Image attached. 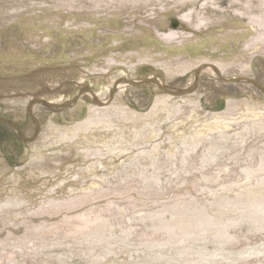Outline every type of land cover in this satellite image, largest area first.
<instances>
[{"label":"rangeland","instance_id":"1","mask_svg":"<svg viewBox=\"0 0 264 264\" xmlns=\"http://www.w3.org/2000/svg\"><path fill=\"white\" fill-rule=\"evenodd\" d=\"M103 1L0 0V199L12 204L0 206V264H264L263 43L206 42L193 54L158 35L206 38L185 30L174 0H161L166 14L153 21L155 0H129L123 13ZM185 1L186 13L201 2ZM201 14L216 32L229 20ZM113 57L126 64H106ZM95 192L103 199L61 215L34 211ZM95 208L101 223L70 240L63 231L76 224L61 219ZM52 222L58 232L44 233Z\"/></svg>","mask_w":264,"mask_h":264},{"label":"bare ground","instance_id":"2","mask_svg":"<svg viewBox=\"0 0 264 264\" xmlns=\"http://www.w3.org/2000/svg\"><path fill=\"white\" fill-rule=\"evenodd\" d=\"M111 1V2H110ZM108 2V0H104L103 2H96L98 4V6H104V7H117L119 10H117L116 12L118 13H123L125 12V10L127 9V7H133L135 6V1L138 2V4L142 7L146 6L148 3H146V0H135V1H132L130 2L129 0H120L119 1V4L118 5H114L112 4V0H110ZM115 1V0H114ZM113 1V3H114ZM117 1V0H116ZM129 1V2H128ZM161 0H155L153 2V6L150 10V12H148V14L150 13L151 17L149 19H147L148 21L150 20H155L157 18H162L166 12H165V9L161 6L158 5V3L160 2ZM215 1L217 0H201V2L198 3V5H194L193 4V7H191L189 10H187L188 13H186L185 11L183 12V9L185 7V0H174V3H172V8L176 11L177 15H178V18H179V21L180 23L186 27L185 30H190L192 32H200L202 29L204 30L203 33H200L201 36H205L204 40H197L195 43H199V45L197 47H193V43H191L189 40L190 38L194 37V35L196 34H187L186 32L188 31H185L184 33L181 32V34L179 33H175V32H167L164 34H158L159 36L163 37V36H170L168 39L170 40H178L177 43H171L169 42L170 45H172L173 47H177V46H181L180 48H189L193 54L194 52H197L201 47L202 45H204L206 42H214V43H217L218 45H220L221 47H228V41L229 39L233 40L234 43H236V40L237 39H242L243 41V46L249 42V45L250 43L253 45V41H255L256 44L258 45H261L263 43L264 45V35L263 37L261 35H258V37H255L253 38V40H248L249 36L254 34V33H261L263 32L262 30H264V0H231L228 5L229 6L228 8H221V6L219 7H215L212 6L213 4H216ZM148 2V1H147ZM126 3V4H125ZM96 5V4H95ZM238 7L236 8L235 6ZM97 7V6H96ZM223 7V6H222ZM205 8V10L207 11V9L210 11V12H214V13H223V12H227L228 13V16H229V20L226 24H222L220 26H217L219 27L222 31H217L216 30L214 31V29L210 26H207L205 25L204 21H203V18H202V15L204 14H201V16L199 18H197V15L200 13L201 10H203ZM195 11V12H194ZM255 12V13H254ZM146 14V15H148ZM145 15V16H146ZM59 17H65L67 16L66 14H58ZM204 17V16H203ZM145 20V19H144ZM227 20V19H226ZM208 23V22H207ZM213 24V23H212ZM218 28V29H219ZM200 30V31H199ZM157 31V30H156ZM211 31H213V33H215L214 35H211ZM158 32V31H157ZM155 33V32H154ZM151 36V35H150ZM158 36V37H159ZM158 37H153L152 35V38L154 40H157ZM157 38V39H156ZM160 38V37H159ZM202 38V37H201ZM166 39V38H164ZM168 39H167V42H168ZM246 42V44H245ZM159 43H163V41H159ZM254 43V44H255ZM255 44V45H256ZM241 45V46H242ZM254 45V46H255ZM262 46V45H261ZM264 47V46H263ZM155 48V47H154ZM178 48V47H177ZM153 49V48H152ZM111 50V49H110ZM121 50V49H120ZM178 50V49H177ZM176 50V51H177ZM117 51V50H116ZM116 51L115 50H111L110 51V54L109 55H114L116 54ZM122 51V50H121ZM161 51V50H160ZM170 52V51H169ZM182 52V51H180ZM80 52H71L70 50L67 52L68 55H70V58L71 60H77L79 59L80 57L78 56ZM95 54V53H94ZM93 54V55H94ZM105 55V54H104ZM171 55V54H170ZM97 58V57H96ZM68 59V60H69ZM122 58H116V57H113L111 58V60L109 59V62L107 61L106 64L109 63V66L110 64H112V66H124L125 61H120L119 63L116 62V61H119L121 60ZM203 63V62H202ZM227 61L225 60L224 62L222 63H219V66L220 68L222 69L224 65H226ZM180 64V63H179ZM201 68V67H200ZM96 70V69H95ZM125 70V69H124ZM201 70H204L205 72H208L209 74L211 75H214V76H217L219 77L220 76V71L216 66L212 65V64H204L202 65V68ZM183 72V71H182ZM165 73V72H164ZM83 76V75H82ZM120 84V80H114L112 82L111 85L113 86H117ZM62 86V85H61ZM110 86V85H109ZM118 88V87H117ZM263 91L264 93V90L261 89V92ZM86 90H82L81 93H85ZM89 93V92H88ZM91 96V94H90ZM104 97H102L103 99ZM91 99L95 102V104L99 107L103 106L104 103L99 100L98 98L94 97V96H91ZM105 99V98H104ZM38 103V101H37ZM60 104V103H59ZM39 106H49L48 103H45V102H39ZM37 107V106H36ZM240 111H243L244 113H249V116L250 117H258L259 114H257L256 112L252 111V110H249L247 109L246 107H244L243 109L240 108ZM228 116V115H227ZM239 117V116H238ZM237 119V118H236ZM216 120V119H214ZM221 120V119H220ZM231 120V119H230ZM219 125V124H218ZM218 125H215L211 128H209L210 130L212 129H217L219 128ZM228 126L227 122L223 124H220V127H224L226 128ZM189 133V132H188ZM27 134V133H26ZM29 134V133H28ZM32 134V133H31ZM189 137V136H188ZM140 139V138H139ZM206 140V139H205ZM29 141V140H28ZM185 143V142H184ZM128 150H124V151H120V153H126ZM152 152V151H151ZM153 153V152H152ZM142 154V153H141ZM172 155V153L170 154ZM121 156V155H120ZM116 157V156H115ZM118 157V156H117ZM172 157V156H171ZM153 158V156H152ZM151 157H149V159H152ZM117 159V158H116ZM264 161V160H263ZM262 161V162H263ZM77 163V162H76ZM153 164V163H152ZM255 165V164H254ZM257 166V165H256ZM45 167V166H44ZM264 168V167H263ZM251 169V168H250ZM254 169V168H253ZM40 170H42V168H40ZM45 170H49V168H44V170L42 171H45ZM249 170V169H248ZM254 172L252 171V169L249 171V172H246V180H249L251 177H252V174ZM94 174V173H93ZM90 175H86V177H89ZM95 176V175H94ZM158 178V177H157ZM97 184L96 182H90L86 185H83V186H80L78 188L74 187L72 189H70V194L74 193V192H78L80 191L81 189L84 191V190H87V189H90L92 187H95ZM159 186V185H158ZM238 186L237 189L239 190H245L247 189V186L246 185H236V187ZM258 186V185H257ZM253 188V187H252ZM225 190V189H224ZM118 191V190H117ZM120 192V191H119ZM118 192V193H119ZM125 192V191H124ZM131 192V191H130ZM94 193V192H92ZM91 195L88 194V195H81V196H77V197H74L70 202H63V203H54V204H46L47 206L44 207H40L34 211H37V215L36 216H39V217H42V216H48L49 218L54 214L55 216L57 215H61V213L63 212H66L65 209H67V204L69 203L70 205H75L79 208H82L86 205H88L89 203L91 202H95V197L97 194V197L96 199L98 198L100 200L103 199L104 193H102L101 195H99V192L96 193L95 195ZM115 193V192H114ZM121 193V192H120ZM99 196V197H98ZM12 198V196H11ZM4 197H2V199H0V206H6V205H12L10 202H4ZM97 199V200H98ZM130 199V198H129ZM132 200V199H131ZM15 201V200H14ZM109 204V203H108ZM111 205V204H109ZM105 207V206H104ZM111 207V206H110ZM49 209V212L46 210ZM70 209V208H69ZM73 209V208H72ZM100 209V208H99ZM68 210V209H67ZM69 211V210H68ZM87 211V210H86ZM17 212V211H16ZM22 212V211H21ZM103 212V211H102ZM15 213V212H14ZM99 210L98 208L94 209V210H91V212H88V213H83V214H78L77 216H64L61 221L62 223L65 222L66 220H73L76 224L75 228L74 229H70L69 231L67 232H64L63 233L68 236L70 238V240H76L75 236L78 232H84V230L86 229L88 231V228L91 227V225H93L94 223L95 224H99L101 223V220H99ZM109 213V212H108ZM5 214V213H3ZM111 214V213H110ZM163 213H159L157 214L158 217H160ZM26 217V216H25ZM54 217V216H53ZM64 220V221H63ZM61 223V222H59ZM62 223L59 225L61 227ZM66 223H69V222H65L63 224H66ZM107 223V222H106ZM4 225V224H3ZM59 226H58V223L56 222H52V223H49L48 226L46 227L44 233H49V235L52 234L53 231H57L58 232V229H59ZM93 227V226H92ZM114 227V226H113ZM103 228V227H102ZM62 229V228H60ZM83 230V231H82ZM86 231V232H87ZM56 234V233H55ZM62 234V233H61ZM11 235V234H10ZM78 235V234H77ZM81 237L83 236V234L81 233L80 234ZM9 236V234H8ZM7 236V237H8ZM12 236V235H11ZM10 236V237H11ZM54 236V235H53ZM58 236V235H57ZM6 237V238H7ZM9 237V238H10ZM65 237V236H64ZM16 238V237H15ZM13 238V239H15ZM61 238V237H60ZM67 238V237H65ZM79 238V237H77ZM8 239V238H7ZM54 239V238H53ZM63 239V237H62ZM69 240V239H68ZM4 243V242H3ZM7 243V242H6ZM0 245H3L2 243ZM43 245V244H42ZM35 248V247H34ZM32 249V248H31ZM11 251V250H10ZM13 251V250H12ZM17 254V253H16ZM6 257V258H5ZM16 257L14 256V254L12 252L10 253H5L4 254V258L7 259V261H10L13 262V258ZM1 259V257H0ZM21 259V258H20ZM2 260V259H1ZM2 261H0L1 263ZM17 263V262H16Z\"/></svg>","mask_w":264,"mask_h":264}]
</instances>
